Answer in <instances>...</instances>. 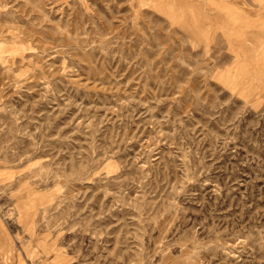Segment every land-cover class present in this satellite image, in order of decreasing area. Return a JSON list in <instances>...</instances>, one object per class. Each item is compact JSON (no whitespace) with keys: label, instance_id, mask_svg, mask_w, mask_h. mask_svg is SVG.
<instances>
[{"label":"rangeland","instance_id":"1","mask_svg":"<svg viewBox=\"0 0 264 264\" xmlns=\"http://www.w3.org/2000/svg\"><path fill=\"white\" fill-rule=\"evenodd\" d=\"M0 264H264V0H0Z\"/></svg>","mask_w":264,"mask_h":264}]
</instances>
